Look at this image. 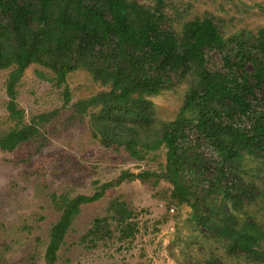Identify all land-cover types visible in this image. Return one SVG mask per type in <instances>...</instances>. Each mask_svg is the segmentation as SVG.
Returning <instances> with one entry per match:
<instances>
[{"label":"trees","instance_id":"1","mask_svg":"<svg viewBox=\"0 0 264 264\" xmlns=\"http://www.w3.org/2000/svg\"><path fill=\"white\" fill-rule=\"evenodd\" d=\"M165 3L0 0V69L13 67L7 83L11 97L33 63L53 70L58 86L69 73L85 69L109 87L75 103L78 114L91 110L94 137L139 161L162 149L166 154L160 171L125 170L111 181H95L92 194H54L62 214L50 231L44 264L57 263L82 205L135 179L152 187L161 180L171 183L173 203H187L198 225L223 244L235 264L264 263V225L244 209L262 192L239 174L246 158L264 163V27L249 38H226L209 16L177 31L166 25ZM190 77L177 116L157 119L151 96ZM64 96L68 104V87ZM49 118L41 114L25 129L1 137L0 148L12 151L30 140ZM132 217L125 202L112 201L110 214L94 220L83 242L96 245L116 232L121 240L134 237L138 225ZM203 264L225 263L215 257Z\"/></svg>","mask_w":264,"mask_h":264},{"label":"rangeland","instance_id":"2","mask_svg":"<svg viewBox=\"0 0 264 264\" xmlns=\"http://www.w3.org/2000/svg\"><path fill=\"white\" fill-rule=\"evenodd\" d=\"M138 1L150 6L156 3ZM164 12L166 25L177 31L187 21L209 16L226 38H249L264 27V0H166ZM213 57L221 59L218 53ZM12 71L13 67L0 69V138L25 129L41 114L50 118L38 124L39 132L33 138L12 151L0 148V264H44L50 231L62 214L54 194L71 198L92 194L97 189L95 181L98 185L111 181L125 170L160 171L166 154L162 149L139 161L94 137L91 110L78 114L75 103L109 87L95 81L87 70L69 73L66 82L58 86L53 70L33 63L17 82L14 97L7 87ZM190 85L191 77L151 96L156 118L173 120ZM67 87L71 98L65 104ZM239 174L262 192L256 201L246 202L244 209L264 225V163L246 158ZM172 189L164 180L155 187L140 179L126 180L98 201L82 205L56 264H203L215 257L235 264L223 244L198 225L187 203H173ZM118 199L133 210L138 225L135 236L121 240L116 232L115 237L96 245L91 239L83 242L94 220L108 216L112 201Z\"/></svg>","mask_w":264,"mask_h":264},{"label":"built area","instance_id":"3","mask_svg":"<svg viewBox=\"0 0 264 264\" xmlns=\"http://www.w3.org/2000/svg\"><path fill=\"white\" fill-rule=\"evenodd\" d=\"M172 210H174V208H172Z\"/></svg>","mask_w":264,"mask_h":264}]
</instances>
